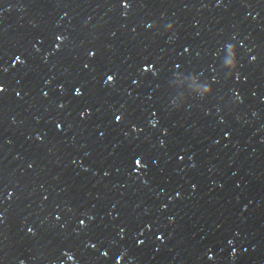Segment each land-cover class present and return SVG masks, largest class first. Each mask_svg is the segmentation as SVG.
Returning <instances> with one entry per match:
<instances>
[{
  "label": "snow or ice",
  "instance_id": "obj_1",
  "mask_svg": "<svg viewBox=\"0 0 264 264\" xmlns=\"http://www.w3.org/2000/svg\"><path fill=\"white\" fill-rule=\"evenodd\" d=\"M109 79H111V77H109Z\"/></svg>",
  "mask_w": 264,
  "mask_h": 264
}]
</instances>
